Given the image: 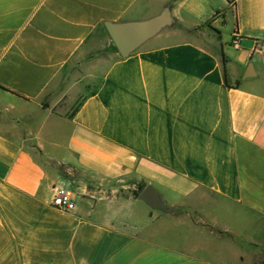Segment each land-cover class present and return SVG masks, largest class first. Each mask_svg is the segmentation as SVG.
I'll list each match as a JSON object with an SVG mask.
<instances>
[{"label":"crops","instance_id":"obj_1","mask_svg":"<svg viewBox=\"0 0 264 264\" xmlns=\"http://www.w3.org/2000/svg\"><path fill=\"white\" fill-rule=\"evenodd\" d=\"M222 1L186 25L198 0H0V264H264V0ZM166 5L178 26L122 57L106 22ZM47 121L61 155L30 131ZM41 156L144 180L176 210L114 183L62 209Z\"/></svg>","mask_w":264,"mask_h":264},{"label":"rangeland","instance_id":"obj_2","mask_svg":"<svg viewBox=\"0 0 264 264\" xmlns=\"http://www.w3.org/2000/svg\"><path fill=\"white\" fill-rule=\"evenodd\" d=\"M199 8H201V12H191L190 10L184 11V24L186 25H194L196 23L201 22V20L206 19V17L209 16V18H212V14L215 12H211L213 8H215L214 11H217L220 7V5H223L222 0H198ZM228 21L227 23H222L221 21L218 22V27L222 33L221 39L224 43L225 49L229 52H233L234 45L232 43V37L230 34L231 29V20L233 18L232 15V9L228 10L227 13ZM210 18V19H211ZM212 21V20H211ZM209 21V22H211ZM178 26L177 23H174L171 26H168L163 29V32H167L169 30H172V28ZM181 35L178 33H174L170 35V39H177L180 38ZM256 61V60H254ZM71 107L73 108L75 105L74 102L70 103ZM73 105V106H72ZM47 123V124H46ZM45 124L42 125H33L30 127V131L37 132L46 142V144H50L52 142L53 144V136L55 138L58 137V145L56 147V155H61L62 152V140L63 137V131L59 130L55 132V127H51V124L49 121H47ZM42 161L45 163V166L47 169L51 170L56 176H59V184L57 187L61 188H70L74 189V191L79 193L80 198L84 196H89V194H98V195H104L106 193L110 192V186L116 185L119 188L123 187H130V188H139V186H145L147 183L146 181L138 180L135 178H129L126 176H120L116 179H113V182L111 180H108L109 182H105V179H99L95 177L94 173H92V170L88 167L80 166L73 162H63L59 161L55 158H49L47 156H41ZM60 159V158H59ZM87 186V188L85 187ZM161 190H163V194L167 196L169 202L173 200H180L181 195L175 191V189H172L171 187H162L158 186ZM96 191V192H95ZM215 203H211V205H214ZM213 211L216 212L218 215L221 216V212L215 205L213 206ZM215 209V210H214ZM229 211V209H228ZM231 214V213H230ZM225 217V220L230 222L232 225L237 226L241 224V210H238V216L231 218V215L229 217V214H222ZM219 216V217H220Z\"/></svg>","mask_w":264,"mask_h":264},{"label":"water","instance_id":"obj_3","mask_svg":"<svg viewBox=\"0 0 264 264\" xmlns=\"http://www.w3.org/2000/svg\"><path fill=\"white\" fill-rule=\"evenodd\" d=\"M175 21L170 5H166L158 14L149 18L132 20L106 22V28L122 57L130 55L140 48L145 42L159 34L164 28L171 26ZM253 66L250 64L245 77L254 76ZM139 197L143 199L152 208L163 212H172L175 207L169 206L158 189L151 183L144 187L139 186Z\"/></svg>","mask_w":264,"mask_h":264},{"label":"built area","instance_id":"obj_4","mask_svg":"<svg viewBox=\"0 0 264 264\" xmlns=\"http://www.w3.org/2000/svg\"><path fill=\"white\" fill-rule=\"evenodd\" d=\"M232 43L236 48L239 47L238 39L236 37H234ZM79 197V193L74 191V189L56 187L53 202L56 206L62 209L73 210L76 208V200Z\"/></svg>","mask_w":264,"mask_h":264},{"label":"trees","instance_id":"obj_5","mask_svg":"<svg viewBox=\"0 0 264 264\" xmlns=\"http://www.w3.org/2000/svg\"><path fill=\"white\" fill-rule=\"evenodd\" d=\"M110 37H111V36H110ZM111 41H112V45H113V47L117 50V48H116V46H115V44H114L112 38H111ZM117 51H118V50H117ZM227 83H228V82H227ZM228 84H229V83H228ZM229 85H230V84H229ZM0 88L5 89V90H7V91H10V90H8L7 88H5V87H3V86H1V85H0ZM10 92H11V91H10ZM12 93H15V92H12ZM80 103H81V102H79L78 106H76V108L72 111L71 115H73V114L75 113V111H76V109H78ZM134 194H135L136 196H138V195L140 194V190H139V188H137V189L134 191Z\"/></svg>","mask_w":264,"mask_h":264}]
</instances>
